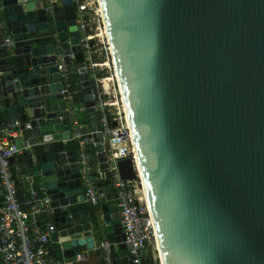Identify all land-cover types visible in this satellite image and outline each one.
<instances>
[{
  "label": "water",
  "instance_id": "95a60500",
  "mask_svg": "<svg viewBox=\"0 0 264 264\" xmlns=\"http://www.w3.org/2000/svg\"><path fill=\"white\" fill-rule=\"evenodd\" d=\"M97 1L135 158L117 171L140 179L160 264H264V0ZM60 62L77 72L98 207L69 142ZM0 94V124L30 146L51 201L57 251L71 262L100 233L130 264L72 0L52 13L0 0Z\"/></svg>",
  "mask_w": 264,
  "mask_h": 264
},
{
  "label": "built area",
  "instance_id": "2783aa9c",
  "mask_svg": "<svg viewBox=\"0 0 264 264\" xmlns=\"http://www.w3.org/2000/svg\"><path fill=\"white\" fill-rule=\"evenodd\" d=\"M47 12L52 13L53 8L61 7V0H42ZM75 9V22L80 34V47L83 49L85 63L90 80L96 83L97 114L100 113L97 133L107 142V159L112 181L114 183V196L120 213V225L125 236V246L130 264H142L143 259L149 253L153 264H160L158 253L153 255L156 245L152 228L144 200V195L137 176L136 180H122L117 171L119 160L130 158L135 162L129 133L121 105V100L113 72L109 55L101 14L97 0H72ZM97 43V49L92 50L90 43ZM10 37L3 39V47H10ZM98 49L104 55L110 70V77L106 82L101 81L99 64L97 62ZM62 94L66 102L67 118L70 121V143L75 145L80 167V177L84 186L85 202L93 207H98L105 200L106 194L97 188V181L93 175V159L88 153V148L94 146L91 132H85L79 121L78 115L85 113L84 105L75 104L74 85L71 73L67 66L60 62L57 64ZM110 94L115 102L107 101ZM110 106L114 111L111 114ZM3 110L0 94V113ZM116 123L112 127L109 119ZM1 122V120H0ZM19 135L9 129L2 128L0 124V262L1 264H65L51 257L53 246L52 236L56 232V226L52 220L53 210L51 201L45 195L44 183L40 175L21 174L20 168L15 173L11 170L10 159L30 153V146L16 145ZM64 143H67L66 141ZM32 169L37 168L34 157L28 156ZM20 182V186L17 184ZM26 193L21 196V190ZM20 195V197H19ZM39 217L47 220L45 226L38 227ZM96 250L101 254L104 264H114L111 257L110 245L101 242ZM85 255L78 254L70 264L85 261Z\"/></svg>",
  "mask_w": 264,
  "mask_h": 264
},
{
  "label": "trees",
  "instance_id": "16d2710c",
  "mask_svg": "<svg viewBox=\"0 0 264 264\" xmlns=\"http://www.w3.org/2000/svg\"><path fill=\"white\" fill-rule=\"evenodd\" d=\"M91 49L92 50L97 49V43L96 42L92 43V48ZM70 73H71V71H70ZM100 77H101V81L106 79L104 77V75H102V73H100ZM71 78H72V81H73L74 91H75V97H74L75 104L78 105V106H82L83 105V95H82V92H81L80 87L78 85L79 82L77 81V76L76 75L73 76L71 74ZM90 81H91V86H92L93 93H96V91H97L96 83L92 79ZM107 108H111V107L107 106ZM98 117H101L100 113H98ZM109 119L111 120L112 116H109ZM110 124L112 126V124H113L112 120H111ZM104 146H105V150H107L108 146H107L106 140H104ZM88 153L90 154L91 158L94 161L96 155H95V149H94L93 145L88 148ZM17 167L20 168L21 174L28 175V174H34L35 173L34 170L30 166L28 156L20 155V156L15 157V161L13 163H11V170H12L13 173H15ZM93 167H94V165H93ZM93 175L95 177H99L96 170H94ZM17 186L18 187L20 186V182L17 184ZM19 197H20V195H19ZM46 222H47V220H45V218H43V217H39L37 219L38 227L41 228V229L44 227ZM58 254H59V251H57L56 248L51 247V257L53 259H55V260H59ZM0 264H1V262H0ZM142 264H153L150 255H147L143 259Z\"/></svg>",
  "mask_w": 264,
  "mask_h": 264
},
{
  "label": "crops",
  "instance_id": "0c3cea01",
  "mask_svg": "<svg viewBox=\"0 0 264 264\" xmlns=\"http://www.w3.org/2000/svg\"><path fill=\"white\" fill-rule=\"evenodd\" d=\"M71 74H72L73 76H74V75L77 76V72H76V69H75L74 64H72V66H71ZM77 81H78V76H77ZM78 85H79V84H78ZM2 104H3V101H2ZM3 107H4V104H3ZM78 118H79V121L81 122V125H82L83 130H84L85 132H90L89 126L87 125V118H86L85 113H81V114H79V115H78ZM15 142H16V145H17L18 147H22L23 145H25V144L20 140V138H18ZM95 155H96V153H95ZM93 165H94L95 170L97 171L98 176H99V177H96V178H99L98 181H97V183H96V185H98V184H100L102 181H101V179H100V174H99V170H98V163H97V159H96V157H95V160L93 161ZM24 193H26V190H25V189H22V190H21V193H20L21 196H22ZM49 221L53 222V220H49ZM44 226H45V225H44ZM97 239H99V240H98L99 243H101V242H106L105 237H104L102 234H100V233L97 234ZM52 247H53V248H56L57 245H55L54 242H53V246H52ZM96 247H97V246H96ZM115 247L117 248V246H115ZM81 255H85V256H86V260H85V261H81L82 264H104L103 261H102V258H101V254H100L96 249H95L94 251H89L88 253H86V254H81ZM147 255H149V253H147ZM147 255H146V256H147ZM58 257H59V260L62 261L63 263H65V264H70V262H68L67 260H65V259L63 258L61 252H59ZM113 261H114V260H113ZM117 261H119V259H117ZM114 264H115V263H114Z\"/></svg>",
  "mask_w": 264,
  "mask_h": 264
},
{
  "label": "rangeland",
  "instance_id": "374dc122",
  "mask_svg": "<svg viewBox=\"0 0 264 264\" xmlns=\"http://www.w3.org/2000/svg\"><path fill=\"white\" fill-rule=\"evenodd\" d=\"M97 55H98V58H97V62H98V64L100 65L99 66V73H102V75H104V77L106 78V79H104L106 82H110V80H108L109 79V77H110V70L108 69V65H107V62H106V60H105V57H104V55L101 53V51H100V49H98V53H97ZM108 78V79H107ZM108 96H107V98H108V100L107 101H109L110 102V105H112L111 103L112 102H115L113 99H112V97H111V95L110 94H107ZM113 108V107H112ZM112 108H110L109 110H110V113L112 114L113 113V109ZM154 252H155V255L157 256V252H156V250H154L153 251V255H154ZM157 264H158V262H157Z\"/></svg>",
  "mask_w": 264,
  "mask_h": 264
}]
</instances>
